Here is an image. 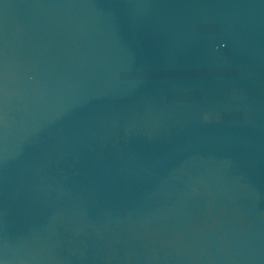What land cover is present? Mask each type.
<instances>
[{"label": "water", "instance_id": "95a60500", "mask_svg": "<svg viewBox=\"0 0 264 264\" xmlns=\"http://www.w3.org/2000/svg\"><path fill=\"white\" fill-rule=\"evenodd\" d=\"M0 264H264V0H0Z\"/></svg>", "mask_w": 264, "mask_h": 264}, {"label": "clouds", "instance_id": "9594fccd", "mask_svg": "<svg viewBox=\"0 0 264 264\" xmlns=\"http://www.w3.org/2000/svg\"><path fill=\"white\" fill-rule=\"evenodd\" d=\"M205 119H208L207 117Z\"/></svg>", "mask_w": 264, "mask_h": 264}]
</instances>
